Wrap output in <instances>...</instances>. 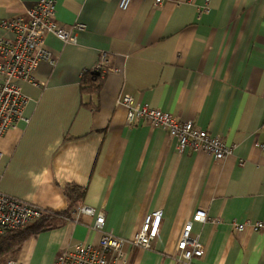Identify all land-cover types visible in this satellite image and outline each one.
I'll return each mask as SVG.
<instances>
[{
	"label": "crops",
	"instance_id": "crops-1",
	"mask_svg": "<svg viewBox=\"0 0 264 264\" xmlns=\"http://www.w3.org/2000/svg\"><path fill=\"white\" fill-rule=\"evenodd\" d=\"M38 0H0L1 25ZM55 0L54 21L75 30V43L52 34L34 82L19 81L24 116L0 137V191L43 210H65L66 183L85 188L55 228L29 237L20 264H53L73 244L98 242L89 206L104 211L102 230L131 239L144 216H163L150 249L125 243L127 264H176V242L198 209L218 222H194L205 254L196 264H264V0ZM104 58V70L97 63ZM101 71L96 92L83 91ZM135 102L221 135L232 151L176 148L166 130L126 123ZM245 223L238 231L232 223Z\"/></svg>",
	"mask_w": 264,
	"mask_h": 264
},
{
	"label": "built area",
	"instance_id": "built-area-1",
	"mask_svg": "<svg viewBox=\"0 0 264 264\" xmlns=\"http://www.w3.org/2000/svg\"><path fill=\"white\" fill-rule=\"evenodd\" d=\"M132 0H118L117 7L126 10ZM162 0H154L155 5ZM55 0H38L31 7L25 8L9 19H3L1 25L10 33V37L0 38V137L19 121L28 123L24 116L27 103L22 94L19 81L34 82L33 72L39 62H53L50 53L44 46L45 36L54 35L64 43H75V30H83L85 24L74 22L68 28L54 21ZM104 58L97 63L95 69L103 71ZM127 109V124L142 122L152 127H160L176 140V148L183 152L190 149L194 152H207L219 161L231 153L223 136L212 135L198 127L190 120L181 121L169 112L135 102L131 95H123L119 101ZM255 146L264 151V142H256ZM43 209L20 198L0 191V235L8 230L22 227L39 218ZM81 215L94 217L92 228L100 233L98 242L73 244L64 249L53 264H127V253L122 249L125 243L145 249L152 247L161 224L163 211L154 210L146 214L141 225L131 239H123L111 232H104L105 213L95 211L89 206L79 209ZM219 221L210 217L204 209H198L184 224L176 242V264H196L195 260L204 256L205 249L197 235L192 233L194 222ZM241 231L245 223H232ZM255 229L264 227L263 221L253 224ZM110 255V257L108 256ZM5 264H20L9 259Z\"/></svg>",
	"mask_w": 264,
	"mask_h": 264
},
{
	"label": "trees",
	"instance_id": "trees-1",
	"mask_svg": "<svg viewBox=\"0 0 264 264\" xmlns=\"http://www.w3.org/2000/svg\"><path fill=\"white\" fill-rule=\"evenodd\" d=\"M101 73V71H99ZM93 74L88 71L83 77V91L96 92L101 86L102 78L100 74ZM67 201L65 210L51 211L44 210L42 215L36 220L16 229H11L0 235V264H5L10 258L15 259L23 243L32 235L44 230L57 227L63 218H67L68 211L72 207H77L82 199L85 188L76 183H66L62 188Z\"/></svg>",
	"mask_w": 264,
	"mask_h": 264
},
{
	"label": "water",
	"instance_id": "water-1",
	"mask_svg": "<svg viewBox=\"0 0 264 264\" xmlns=\"http://www.w3.org/2000/svg\"><path fill=\"white\" fill-rule=\"evenodd\" d=\"M92 73H93V74H98V72H97V71H92Z\"/></svg>",
	"mask_w": 264,
	"mask_h": 264
},
{
	"label": "rangeland",
	"instance_id": "rangeland-1",
	"mask_svg": "<svg viewBox=\"0 0 264 264\" xmlns=\"http://www.w3.org/2000/svg\"><path fill=\"white\" fill-rule=\"evenodd\" d=\"M71 209V208H70ZM125 245V244H124ZM137 247V246H136ZM109 257H110V255H108ZM10 259H12V260H15V259H13V258H10ZM9 260V259H8ZM17 261V260H16Z\"/></svg>",
	"mask_w": 264,
	"mask_h": 264
}]
</instances>
